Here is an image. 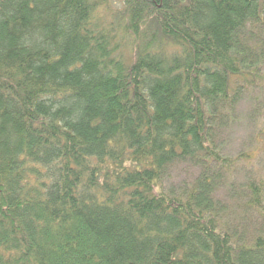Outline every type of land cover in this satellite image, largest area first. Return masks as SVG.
I'll list each match as a JSON object with an SVG mask.
<instances>
[{
	"label": "trees",
	"instance_id": "16d2710c",
	"mask_svg": "<svg viewBox=\"0 0 264 264\" xmlns=\"http://www.w3.org/2000/svg\"><path fill=\"white\" fill-rule=\"evenodd\" d=\"M263 65L264 0H0V264H264Z\"/></svg>",
	"mask_w": 264,
	"mask_h": 264
},
{
	"label": "rangeland",
	"instance_id": "374dc122",
	"mask_svg": "<svg viewBox=\"0 0 264 264\" xmlns=\"http://www.w3.org/2000/svg\"><path fill=\"white\" fill-rule=\"evenodd\" d=\"M262 70L264 72V65L262 66ZM263 97L264 99V87H255L252 90L247 91L243 96L241 101L237 106V120L227 131H221V138L223 139L222 152L232 155L234 157H239L241 153L249 150L250 148H256L259 143L258 138L256 137V132L260 125L264 124V119L258 117V119H251L248 116V113H251V108L256 104V99ZM261 100V99H260ZM264 135V134H263ZM258 156L255 161L256 165L254 170H262L264 171V163L261 165L260 162L264 161V148L261 154ZM255 157V158H256ZM189 167L181 166L179 169L175 171V173L180 177L183 176L189 171ZM192 173V172H191ZM190 173V174H191ZM181 174V175H180ZM188 174V175H190ZM242 171L236 174L238 180H242L243 177Z\"/></svg>",
	"mask_w": 264,
	"mask_h": 264
}]
</instances>
